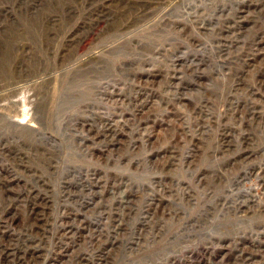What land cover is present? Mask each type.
Listing matches in <instances>:
<instances>
[{
    "label": "rangeland",
    "instance_id": "obj_1",
    "mask_svg": "<svg viewBox=\"0 0 264 264\" xmlns=\"http://www.w3.org/2000/svg\"><path fill=\"white\" fill-rule=\"evenodd\" d=\"M4 2L0 264H264V0Z\"/></svg>",
    "mask_w": 264,
    "mask_h": 264
},
{
    "label": "bare ground",
    "instance_id": "obj_2",
    "mask_svg": "<svg viewBox=\"0 0 264 264\" xmlns=\"http://www.w3.org/2000/svg\"><path fill=\"white\" fill-rule=\"evenodd\" d=\"M4 1L5 0H0V7L1 6L3 7L0 10V21H2L3 18H8V16L10 15V11H11V7L10 6L7 7V5H5V2ZM39 1L40 0H15V7L22 8L23 6H25V4L30 3L29 6L32 9L34 8L33 10H35L36 7H37V3ZM2 22H0V24H2ZM23 77L30 78V76H27V74H23ZM91 130H93L92 127L90 128V131ZM95 136L104 137L106 140H108V139L114 140V137H116V133H115L114 129L111 127V125L105 124V126H104V128H103L102 131H95ZM111 142H113V141H111ZM118 204L121 205V206L123 205L124 210H125L123 216L126 218L129 215V209L126 207V205H129L128 200L126 202L124 200H122V201L118 202ZM118 204H117V206H119ZM68 217L71 218L70 220L74 219L71 216H68ZM68 217L65 218L66 219L65 220L66 223H62V225L60 227L61 230L58 231L57 234L55 235V237L57 239V246H58V248L56 250L55 256H53L54 259L52 258L53 260L52 261H49L48 264H55V263L58 262L59 259L61 260V258H63V257L68 258V256H70V255H68V253H69L68 252V247H66L64 244H62V241L64 240L63 238H65V239L70 238V236L73 235V233H74V227L72 225H70V223H68V221H67L68 220ZM118 217H122V216H120L119 214H117L116 209H115V211L109 216V218H111L110 220L113 222L114 229L112 231H110V232H108L107 230H104V231L108 232L107 235L106 236H103L101 234V236L99 237V238H101L103 236L104 239H105L104 242L105 243L108 242L107 244L110 243L112 245V247H113V243H114V242L113 243L111 242V239L113 237V234L116 233V230H118V231L122 230V229H118V226H115V223L117 222ZM112 222H111V224H112ZM78 229H80L81 232L83 233L82 228H78ZM95 234H97V232H95V231H94V234H91V242H90L91 245H92V250L95 249V251L90 255V257H87L86 255L79 253V255H77L74 258V260H76L77 262H79V264H106V262H107L106 260H107L108 254H106V252L104 251L105 249L103 248V244H101V245L98 244V242H99L98 239L99 238H95ZM62 252L66 253V254L65 255H61ZM0 256H2L6 260L7 258H10V256H12V255L9 252L8 253L7 252H2V255H0Z\"/></svg>",
    "mask_w": 264,
    "mask_h": 264
}]
</instances>
